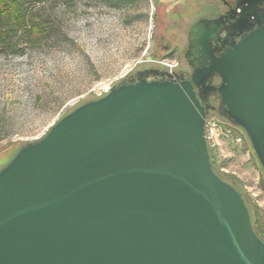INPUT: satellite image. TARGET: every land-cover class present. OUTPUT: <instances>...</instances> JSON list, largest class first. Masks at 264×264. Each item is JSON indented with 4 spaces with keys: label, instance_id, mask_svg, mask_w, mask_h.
Here are the masks:
<instances>
[{
    "label": "water",
    "instance_id": "water-1",
    "mask_svg": "<svg viewBox=\"0 0 264 264\" xmlns=\"http://www.w3.org/2000/svg\"><path fill=\"white\" fill-rule=\"evenodd\" d=\"M258 1L243 0L232 25L252 17L256 28L218 57L209 21L190 27L188 52L207 55L190 79L145 69L17 150L0 169V264H264L243 198L211 167L204 124L215 107L193 90L219 79V116L244 131L264 174Z\"/></svg>",
    "mask_w": 264,
    "mask_h": 264
},
{
    "label": "rangeland",
    "instance_id": "rangeland-1",
    "mask_svg": "<svg viewBox=\"0 0 264 264\" xmlns=\"http://www.w3.org/2000/svg\"><path fill=\"white\" fill-rule=\"evenodd\" d=\"M216 0H44L29 6L46 36L21 53L0 51V169L19 145L39 140L75 106L160 62L186 70L190 26ZM219 122L212 150L220 173L264 209V178L251 148Z\"/></svg>",
    "mask_w": 264,
    "mask_h": 264
},
{
    "label": "trees",
    "instance_id": "trees-1",
    "mask_svg": "<svg viewBox=\"0 0 264 264\" xmlns=\"http://www.w3.org/2000/svg\"><path fill=\"white\" fill-rule=\"evenodd\" d=\"M42 1L44 0H0V51L21 53L22 50L19 47L23 41L24 43L26 42L32 46H35L46 36L50 27V22L47 20L37 21L35 14L29 8V6L36 3H40ZM97 98L99 97H95L90 100H95ZM77 106H75L74 108H76ZM62 117H60L59 119H61ZM218 117L224 120L222 117L220 116ZM224 122L226 123L225 128L230 130L232 136H236V135L243 136L248 146L251 148L250 143L244 131L241 128L227 122L226 120H224ZM21 146L23 145L22 144L19 145L14 150V152L11 154L10 157L3 158L6 159V162L2 164L1 167H3L14 156V154ZM209 152L211 158V167L213 171L222 180L231 184L236 189V191L241 195L247 207L252 228L255 234L257 235V237L264 242V209H261L258 205L252 203L250 198L242 192L240 187V182L238 180H236L232 176H228L218 171V169L214 166L213 153L211 151ZM262 176L264 178L263 172H262ZM263 190H264V184H263Z\"/></svg>",
    "mask_w": 264,
    "mask_h": 264
},
{
    "label": "flooded vegetation",
    "instance_id": "flooded-vegetation-1",
    "mask_svg": "<svg viewBox=\"0 0 264 264\" xmlns=\"http://www.w3.org/2000/svg\"><path fill=\"white\" fill-rule=\"evenodd\" d=\"M257 1L258 0H252V2H257ZM236 3L238 6H236ZM244 7H246V4L243 3V0H216L215 2H213L212 6L210 7L209 12L195 21V22L199 20L209 21L203 24L202 30L203 29L211 30V36L208 41V49L212 56L218 57L228 47L229 43H231L232 41L234 42L238 41L241 35L249 33L250 30L256 28V24L253 23L252 17L248 21H244V23L242 24V26H248L252 24V27H249L248 29H238L232 26L236 22V20L240 18L241 14L244 13L242 12V9ZM256 7L258 10L257 13H261V12L264 13V0H259ZM189 30L186 38V48L183 53V58L186 64V70H181L180 68H178V65L176 64V67L172 72L174 77L178 80L190 79V76L194 71V69H199L200 68L199 63H201L202 60H204L207 57V55H202L200 53V48L194 46V44H192V47L188 52ZM145 69L136 71L134 75L128 77L125 80H122V82L125 83L135 82L139 77L138 73ZM146 79L147 80L167 79V77L165 75L163 76L148 75ZM218 83H219V79L216 76H214L212 80L206 79L204 81V85L201 88L197 86H193V90L197 93L199 97L208 98L209 103L215 107V110H213V112H215L219 116L218 96L211 88L212 86H215ZM201 104H205V102L201 101Z\"/></svg>",
    "mask_w": 264,
    "mask_h": 264
},
{
    "label": "built area",
    "instance_id": "built-area-1",
    "mask_svg": "<svg viewBox=\"0 0 264 264\" xmlns=\"http://www.w3.org/2000/svg\"><path fill=\"white\" fill-rule=\"evenodd\" d=\"M160 65H162L163 70L169 74H172L173 70L176 67V64L166 63V62H160ZM110 88H107L103 92H101L98 96L101 97L109 92ZM218 115L213 112L209 111L206 118H205V124H204V134H205V140L207 147L209 151L215 150L218 147V140H219V122H218Z\"/></svg>",
    "mask_w": 264,
    "mask_h": 264
}]
</instances>
